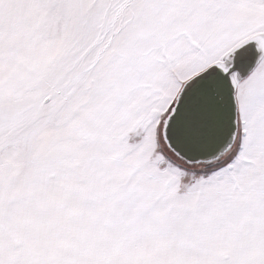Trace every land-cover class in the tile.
<instances>
[{
    "label": "snow or ice",
    "instance_id": "6c2138e0",
    "mask_svg": "<svg viewBox=\"0 0 264 264\" xmlns=\"http://www.w3.org/2000/svg\"><path fill=\"white\" fill-rule=\"evenodd\" d=\"M0 264H264V0H0Z\"/></svg>",
    "mask_w": 264,
    "mask_h": 264
}]
</instances>
